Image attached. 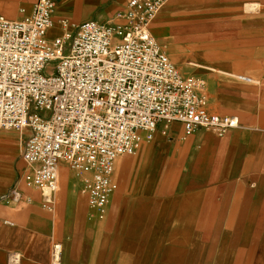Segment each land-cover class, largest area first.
<instances>
[{
	"label": "crops",
	"instance_id": "0c3cea01",
	"mask_svg": "<svg viewBox=\"0 0 264 264\" xmlns=\"http://www.w3.org/2000/svg\"><path fill=\"white\" fill-rule=\"evenodd\" d=\"M34 1L0 0V14L21 19ZM128 1L59 0L52 29L114 21ZM149 29L181 75L204 80L208 112L238 125L185 136L160 122L116 159L102 218L64 163L42 206L21 158L29 131H0V264H50L53 243L62 264H264V0H169Z\"/></svg>",
	"mask_w": 264,
	"mask_h": 264
},
{
	"label": "built area",
	"instance_id": "2783aa9c",
	"mask_svg": "<svg viewBox=\"0 0 264 264\" xmlns=\"http://www.w3.org/2000/svg\"><path fill=\"white\" fill-rule=\"evenodd\" d=\"M58 1L35 0L18 20L0 14V131H29L21 158L42 206L52 205L64 163L102 218L117 188L116 159L151 141L160 122L181 123L185 136L197 128L222 136L238 119L209 113L204 80L181 75L151 34L169 0H129L114 21L89 19L71 30L60 18L61 34L49 38ZM61 255L53 243L50 264H62Z\"/></svg>",
	"mask_w": 264,
	"mask_h": 264
},
{
	"label": "rangeland",
	"instance_id": "374dc122",
	"mask_svg": "<svg viewBox=\"0 0 264 264\" xmlns=\"http://www.w3.org/2000/svg\"><path fill=\"white\" fill-rule=\"evenodd\" d=\"M159 13V12H158ZM158 13H157V15H158ZM156 15V16H157ZM59 31H58V28H55L54 27V29H52V31H50V35H49V38H52L56 33H58ZM52 35V36H51Z\"/></svg>",
	"mask_w": 264,
	"mask_h": 264
},
{
	"label": "bare ground",
	"instance_id": "6f19581e",
	"mask_svg": "<svg viewBox=\"0 0 264 264\" xmlns=\"http://www.w3.org/2000/svg\"><path fill=\"white\" fill-rule=\"evenodd\" d=\"M29 14H27L26 16H28ZM156 15H157V13H156ZM155 15V16H156ZM155 18V17H154ZM154 20V19H153ZM55 27V26H54ZM52 30V27L49 29V31H48V34L50 33V31ZM52 36V35H51Z\"/></svg>",
	"mask_w": 264,
	"mask_h": 264
}]
</instances>
